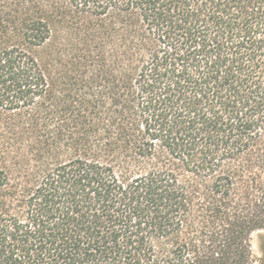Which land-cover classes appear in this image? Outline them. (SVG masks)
<instances>
[{"label":"trees","instance_id":"16d2710c","mask_svg":"<svg viewBox=\"0 0 264 264\" xmlns=\"http://www.w3.org/2000/svg\"><path fill=\"white\" fill-rule=\"evenodd\" d=\"M262 230L264 0H0V264H264Z\"/></svg>","mask_w":264,"mask_h":264},{"label":"rangeland","instance_id":"374dc122","mask_svg":"<svg viewBox=\"0 0 264 264\" xmlns=\"http://www.w3.org/2000/svg\"><path fill=\"white\" fill-rule=\"evenodd\" d=\"M263 244H264V230L255 234L253 238V245H254L253 249L255 254V260L257 261L261 260L264 257Z\"/></svg>","mask_w":264,"mask_h":264}]
</instances>
